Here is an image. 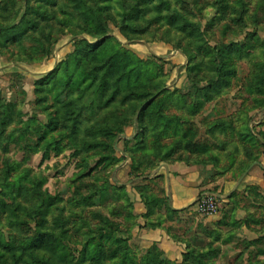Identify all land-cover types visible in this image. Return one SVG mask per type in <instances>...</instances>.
<instances>
[{
	"label": "rangeland",
	"instance_id": "rangeland-1",
	"mask_svg": "<svg viewBox=\"0 0 264 264\" xmlns=\"http://www.w3.org/2000/svg\"><path fill=\"white\" fill-rule=\"evenodd\" d=\"M85 1L108 19L107 56L137 61L145 93L96 90L87 49L99 39L79 34L77 0H0V240L18 256L36 232L19 203L68 239L56 254L68 264H264L258 185L245 176L218 202L224 222H213L196 205L171 211L156 174L162 163L196 162L209 167L206 191L224 195L245 153L264 148L248 136H264V0ZM157 227L182 248L177 257L141 238ZM124 244L134 263L120 259Z\"/></svg>",
	"mask_w": 264,
	"mask_h": 264
},
{
	"label": "trees",
	"instance_id": "trees-1",
	"mask_svg": "<svg viewBox=\"0 0 264 264\" xmlns=\"http://www.w3.org/2000/svg\"><path fill=\"white\" fill-rule=\"evenodd\" d=\"M78 2V9H84L83 10V18H82V25L80 26V29L82 30L81 33H87L89 35L97 37L99 40L97 42V45L94 46L93 49H91V45L89 46L90 49L88 48V56L92 59V61H95V64H98L96 67H93L90 69V74L89 77L93 79V81L97 82V89L100 90L101 93H105L106 89L111 86L110 83H112L113 86V91L111 95L109 94L108 96L109 99L113 98L114 96H117V94L120 92L122 88H133L138 91L137 94L139 96L144 95V91H140L138 88V84L140 83L141 80V70L140 66L137 67H130V63H138L137 61H133L132 57L129 56L128 54H125L123 52L119 51H109V55L107 56V51H108V43L107 41L109 40V37H105L103 39V36L106 35L108 31V19L105 17L101 12L93 9L91 7V4H88L87 1L85 0H77ZM153 0H151L152 2ZM162 4H164L163 0H160L159 3H157L155 6L158 9H162ZM92 14V15H91ZM13 24V23H12ZM14 26H17L18 23L13 24ZM5 28L4 25L0 24V29ZM107 49V50H106ZM110 49V48H109ZM77 58H80L79 55H76ZM106 58V59H105ZM105 59V61H104ZM224 65L221 64V62L217 65L216 70L219 74H222L224 71ZM55 70L51 72L50 79H55ZM113 75H115L114 78H111ZM125 84H124V82ZM123 82V83H122ZM124 84V85H123ZM134 84V85H133ZM141 101V100H140ZM139 101V106L142 105V103L145 101V99L140 103ZM147 106L143 105L141 113L138 117V119H141V115L143 113L147 112ZM170 121V120H167ZM171 122V121H170ZM147 129V128H146ZM189 131V129H188ZM75 132V130L73 131ZM248 136L252 140H256L262 147H264V136L262 134L257 135L256 133H253L252 130L249 131ZM207 148L210 147V145L206 144L205 145ZM246 159H248V162L244 165V168L242 169L243 171H246L254 162L257 160V154H252V153H245L244 156ZM122 189L121 186H117L115 188V193L114 196H121L120 191ZM235 195V192L233 191L228 197L226 198H219L218 202H227L230 201V199ZM89 196L83 197V200L87 199ZM144 197V195H142ZM128 203V200H127ZM17 205L14 210L18 214V212L23 208L25 209L26 213L30 215V218H32L31 224H33L36 227V232L34 235L30 238L27 239L25 242V246L22 245L23 250L22 253H19L18 256H16V252L20 251V248L18 246H15L13 243H9L5 240H0V244L3 245L5 248L4 251H2L1 255V250H0V257L5 256V260L2 262V259L0 261L2 262L1 264H14L15 262L17 264H60V262H63V264H68L66 261V255L63 256H58L59 258L57 259V250L67 248V245L65 242H67L68 239H65L63 235H58L54 236L53 231H48L47 229H42L43 227V222L44 218L38 216L35 209H29L26 206H20L19 203H16ZM171 211H174L171 209ZM35 212V213H33ZM177 212V211H174ZM33 213V214H32ZM85 222H88L86 220ZM102 228V225H100ZM66 231V236L68 229H65ZM64 230L62 231L63 233L65 232ZM124 241V240H123ZM121 239L119 241L118 246H121L122 242ZM100 242V240H98ZM85 246L87 245L86 242L82 243ZM127 244H124L123 249H122V255H121V260L123 261H129L134 263L132 257L128 254V248ZM87 247H85L86 249ZM11 254L14 257H16V261L12 259V257L9 255ZM115 252H112L110 256H114ZM11 260H8V259ZM111 258V257H110ZM99 259V260H98ZM97 263L100 262L101 257H98ZM21 260V261H19ZM13 262V263H12Z\"/></svg>",
	"mask_w": 264,
	"mask_h": 264
},
{
	"label": "crops",
	"instance_id": "crops-1",
	"mask_svg": "<svg viewBox=\"0 0 264 264\" xmlns=\"http://www.w3.org/2000/svg\"><path fill=\"white\" fill-rule=\"evenodd\" d=\"M259 128H262V125H260ZM256 162L257 163L251 167L246 174L244 182L258 185L260 190L264 193V148L257 154ZM208 168L209 167H205V169H203V166L196 162L187 163L185 161H172L169 163H162L159 166L156 174L159 175V179L164 181L166 192L169 194L170 208L172 210L182 211L196 205L201 193L208 190L209 187V184L204 181V172H206L205 170ZM237 185L236 183L234 188L226 194L230 195L236 189ZM137 198L138 196L135 200H137ZM140 202L141 200L138 201V206L143 208L142 202ZM237 215L242 218L246 216V213L243 211L241 213L239 210ZM222 218L221 212L209 216V219L213 220V222H222ZM141 238L147 240L148 243L158 242L164 247L167 254L172 257H177L178 254L181 253L180 251H182L178 243L171 239V237L167 235L166 230L162 227L147 229Z\"/></svg>",
	"mask_w": 264,
	"mask_h": 264
},
{
	"label": "built area",
	"instance_id": "built-area-1",
	"mask_svg": "<svg viewBox=\"0 0 264 264\" xmlns=\"http://www.w3.org/2000/svg\"><path fill=\"white\" fill-rule=\"evenodd\" d=\"M219 197L213 193L203 191L196 202L197 210L202 214L217 212Z\"/></svg>",
	"mask_w": 264,
	"mask_h": 264
},
{
	"label": "water",
	"instance_id": "water-1",
	"mask_svg": "<svg viewBox=\"0 0 264 264\" xmlns=\"http://www.w3.org/2000/svg\"><path fill=\"white\" fill-rule=\"evenodd\" d=\"M257 162H254L240 177V179L237 181V184H239L241 182V180L246 176V174L248 173V171L250 170L251 167H253ZM217 195L219 198H226L228 197L229 194H225V195H221V194H215Z\"/></svg>",
	"mask_w": 264,
	"mask_h": 264
}]
</instances>
